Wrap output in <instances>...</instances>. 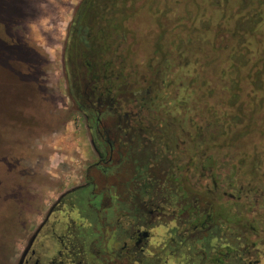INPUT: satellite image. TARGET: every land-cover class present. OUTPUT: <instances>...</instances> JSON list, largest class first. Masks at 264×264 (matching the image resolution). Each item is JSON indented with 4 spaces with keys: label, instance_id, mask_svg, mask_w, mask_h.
<instances>
[{
    "label": "rangeland",
    "instance_id": "1",
    "mask_svg": "<svg viewBox=\"0 0 264 264\" xmlns=\"http://www.w3.org/2000/svg\"><path fill=\"white\" fill-rule=\"evenodd\" d=\"M78 1L0 0V264L5 263L1 250L16 237V252L23 251L28 235L38 229L57 193L79 184L88 163L95 159L84 118L67 93L62 60L67 26ZM162 1L156 20L144 13L133 27L139 31L133 76L141 79L148 74V59H167L165 82L154 87L149 107L162 123H175L174 128L192 125L194 129L199 124L207 129L205 125L212 122L215 110L217 115H228L230 91L218 87L217 78L210 74L212 67L200 71L207 81L205 85L191 82L194 67L185 62L200 64L219 58L217 68L223 60L227 69L230 58L220 45L230 44V39L222 33V25L229 22L234 29L241 17L257 19L264 13V0H228L225 11L221 9L222 0H169L168 9L162 8L168 0ZM164 29L167 33L159 39ZM207 29L214 46L205 44L204 51H198L187 41L182 42L189 36L194 39L195 30ZM236 30L232 43L243 61L250 60L237 72L244 118L231 129L229 140L220 142L223 148L211 174L222 181L218 184L223 205L232 204L228 198L233 193L239 199L231 209L250 219L248 216L254 212L264 217V72L262 90L256 94L250 93L244 78L251 65H257L258 60L264 62V21L252 29ZM153 42L155 46L163 45L161 51L152 48ZM184 49L185 56L177 52ZM178 95L181 100L176 98ZM198 161L195 156L194 163ZM235 165L240 169L237 180L230 184L228 176ZM204 172V178L196 181L210 186L211 174Z\"/></svg>",
    "mask_w": 264,
    "mask_h": 264
},
{
    "label": "flooded vegetation",
    "instance_id": "2",
    "mask_svg": "<svg viewBox=\"0 0 264 264\" xmlns=\"http://www.w3.org/2000/svg\"><path fill=\"white\" fill-rule=\"evenodd\" d=\"M124 89L117 97L103 87L92 91L97 105L83 96L78 103L69 95L84 118L95 159L79 184L57 193L23 251L16 252V237L1 250L4 264H262V215L219 221L217 234L209 232L215 222L210 226L205 215H195L202 211L194 198L200 188L194 181V158L201 151L195 150L192 125L162 123L154 110L140 107L151 95L131 103ZM174 130L178 134L172 135ZM93 167L101 173L125 167L121 198L114 183L98 189ZM211 239L218 245L209 246Z\"/></svg>",
    "mask_w": 264,
    "mask_h": 264
},
{
    "label": "trees",
    "instance_id": "3",
    "mask_svg": "<svg viewBox=\"0 0 264 264\" xmlns=\"http://www.w3.org/2000/svg\"><path fill=\"white\" fill-rule=\"evenodd\" d=\"M219 1H215L214 3L218 2L216 4L218 7H220L219 4L221 3V9L225 11V9L228 8V0H222L220 3ZM169 2L171 1L168 0L162 8L168 9ZM161 4H163L162 0L78 1L73 8L72 17L67 26L64 47L67 91L71 98L80 103V99L83 96L87 98L88 101L92 100L94 105H97L96 97L91 99L92 91L102 90L103 87L107 93L111 91L114 96L117 97V95H123L125 93L124 88H128L126 91L131 96L130 102L137 103L141 97L147 99L148 96L152 95L155 90L154 87L157 84L160 85L165 82L163 73L164 64L167 60L165 58L162 60L158 59L157 61L152 58L148 59L145 64L148 74L141 79L134 77L133 71L131 70L135 67L133 60L134 45H136L135 38L139 35L138 29L136 30L133 27L137 26L136 22L140 17H143L144 13L154 17V20H156L160 14V10H162L160 9L161 7H159ZM238 10V12L242 11V9ZM238 12L231 13L230 16L233 17L239 14ZM219 15L221 17V13H219ZM257 16L256 14V18ZM237 20L234 23V29L230 28L229 22L222 25L224 28L222 29V33L225 38L230 39V44H225L224 46L220 45V49L226 51L230 58L227 69L223 67V60L220 61V64L218 63L219 67L217 68V61L220 60L219 58H211L200 64L198 61L192 63L191 61L185 62L186 66L194 67L193 79L191 78V82L194 80L196 84L199 81L201 86L205 85L207 81L203 75L201 77L200 71L203 72L205 69L212 67L213 69L210 70V74L217 78L219 82L218 87L220 89L227 88L230 91L227 101V109H229L228 115L226 113L225 116L220 114L217 115V111L215 110L211 114L212 122L205 125L207 129L199 124L194 125L195 150L201 151V157H199V161L196 164L197 168H195L197 169L194 174L195 183L197 182L198 176L199 179H202L201 175L206 174L204 171L210 172V174L213 172V168L218 165V152L223 148L220 142L224 139H226V141L229 140L231 129L234 130V127L239 125L241 119L244 118L243 113L245 109L243 104L240 103L239 98V85L241 79L237 72L248 65L250 60L243 61L242 56L237 53L238 47L236 49V44L232 42L236 37L237 28L240 30L241 27L250 29L257 27L264 21V13H260L257 19L242 20L241 17V22H237ZM166 33L167 31L164 29L159 34V39L166 35ZM208 33V29L195 30V35H193L194 39H191L189 36L187 39L182 40V42L187 41L190 47L193 46L197 48L196 50L198 51H204L206 45L214 46L216 44L209 41L210 35H208ZM158 44L159 43L155 46V43H152V48L155 49L156 47V52L161 51L163 46L162 44ZM196 45L198 47H196ZM245 47L250 49L247 45ZM180 48L181 46L178 47V49ZM177 52L182 53L184 56L186 54L185 49L183 52L179 50ZM182 54H179V56H182ZM262 61L263 60H258L257 65H251V68L248 70L250 73L247 78H244L249 84L250 93L256 94L262 90V76L264 72V62L262 63ZM258 65L259 67H256ZM212 89L215 88H211L210 90ZM179 95L181 96V94ZM179 95L176 96V98L181 100ZM143 104L144 105L140 107L149 111L148 109L150 107L148 101L144 100ZM104 106L109 108L110 104L107 103V105ZM205 134L209 135L210 138L206 137ZM207 151H210V154H208ZM197 154L199 153L197 152ZM97 166L98 169L103 167V165ZM252 168H254V166H252ZM239 169L240 165H235L233 167L232 172L228 176L231 181L230 184H232L234 180H237ZM124 170L125 167H121V170L115 168L112 173H101L93 167L91 169V174L94 175V181L98 184V189H100V187H108L113 183L116 184V193L119 195L118 197L121 198L122 195L118 192L123 188L122 180L126 177ZM196 172H198V174ZM213 175L214 174L210 175L211 185L208 188L206 184L200 181L198 182L200 188H195L194 190L195 201H200V210H202L197 211L195 215L197 213H202V216H207V218L203 217V221L209 220L208 224H210V226L215 222V224H213L214 226L210 227L209 232L210 234H217L218 229L215 227L218 226L216 223L219 221L222 222L226 220L228 223H236L241 220L237 217V209H231L234 204L238 203L239 197H235L233 193H230L228 200L232 201V204L230 206L223 205L224 202L222 201L223 197L221 195L222 187L218 184L222 181L218 179V176L214 178ZM202 188L205 190H201ZM217 245L218 241H213V239L210 240L209 246Z\"/></svg>",
    "mask_w": 264,
    "mask_h": 264
}]
</instances>
